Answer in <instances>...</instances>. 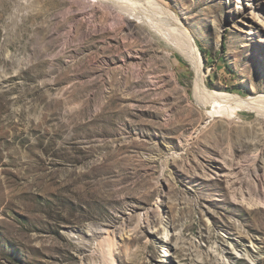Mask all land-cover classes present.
<instances>
[{
	"label": "rangeland",
	"instance_id": "obj_1",
	"mask_svg": "<svg viewBox=\"0 0 264 264\" xmlns=\"http://www.w3.org/2000/svg\"><path fill=\"white\" fill-rule=\"evenodd\" d=\"M132 2L0 0V264H264V0Z\"/></svg>",
	"mask_w": 264,
	"mask_h": 264
},
{
	"label": "bare ground",
	"instance_id": "obj_2",
	"mask_svg": "<svg viewBox=\"0 0 264 264\" xmlns=\"http://www.w3.org/2000/svg\"><path fill=\"white\" fill-rule=\"evenodd\" d=\"M112 1L116 7L119 10H124L125 13H127V19L128 21L134 20L136 18H140L142 16L141 11L138 10L134 5L132 4V0H109ZM146 9V8H145ZM152 11V10H150ZM144 12V11H143ZM155 12V11H154ZM152 13V12H151ZM147 14V13H146ZM150 16V15H149ZM143 17H145L143 15ZM155 17V16H152ZM151 18V16H150ZM167 21L173 22L171 19L167 18ZM166 20H163L162 22L167 26ZM158 21V20H157ZM133 22V21H132ZM160 22V20H159ZM176 25H174L173 28L167 27L169 34H166L169 40L178 47L181 52L194 60L195 63L198 64V66H201L202 57L200 55V50L198 45L195 42V38L193 39V36L187 28H184L183 25H181V22L175 21ZM172 26V24H171ZM164 27V26H163ZM201 90L204 92L205 96H214L212 97L214 107H218L216 110V113L220 112H227V111H234L237 112L239 109L243 108H264V99L262 97L257 98L256 101H249L248 99H245L239 95L235 94H224V95H214L210 92V90L204 85H201ZM207 94V95H206ZM226 109L227 111H224ZM166 255H169V253H166Z\"/></svg>",
	"mask_w": 264,
	"mask_h": 264
}]
</instances>
